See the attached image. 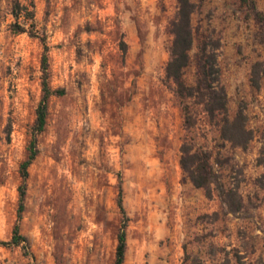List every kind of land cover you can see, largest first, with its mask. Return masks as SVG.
<instances>
[{
	"label": "rangeland",
	"instance_id": "374dc122",
	"mask_svg": "<svg viewBox=\"0 0 264 264\" xmlns=\"http://www.w3.org/2000/svg\"><path fill=\"white\" fill-rule=\"evenodd\" d=\"M195 42L184 80L195 85L203 41L217 57L230 116L242 108L253 139H221L201 105L189 127L166 78L178 0H0V241L17 224L21 165L41 101L43 45L12 31L13 4L34 5L50 47L49 101L30 167L22 246L0 245V264H114L122 214L124 264H264V21L237 0H191ZM264 17V0H255ZM260 75V87L253 74ZM225 163L244 207L231 213L181 169V146Z\"/></svg>",
	"mask_w": 264,
	"mask_h": 264
},
{
	"label": "trees",
	"instance_id": "16d2710c",
	"mask_svg": "<svg viewBox=\"0 0 264 264\" xmlns=\"http://www.w3.org/2000/svg\"><path fill=\"white\" fill-rule=\"evenodd\" d=\"M243 12H250L259 21H264L262 13L256 8L255 0H237ZM196 11V5L191 0H178V10L175 18L169 25L172 35L170 46V59L166 66V78L175 86L176 96L185 113L186 123L189 127L195 125L192 107L201 105L208 116L209 121L220 131L221 139L230 143L233 148L246 149L253 139V133L247 127V116L240 108L235 116L231 117L228 106V96L224 87L219 85L220 69L216 54L209 50V43L203 41L199 47L198 71L199 76L195 85H188L184 80L185 71L190 65V51L195 42L192 17ZM11 14L14 22L12 31L17 34L27 33L31 37L40 39L43 45L41 59L42 67V91L43 95L36 110V120L33 127V136L29 144L28 158L21 165L22 183L19 187V207L17 212V224L14 227L9 241H0L4 247L22 246L28 249V239L21 233L20 221L25 211V200L28 191V179L30 167L39 154L38 137L44 132L48 119L49 101L53 96H62L65 90L52 89L49 85V56L50 47L45 35L36 30L34 5H22L15 2ZM253 85L260 87V75L253 74ZM180 166L187 178L196 188L204 189L211 198L214 192L218 193L222 202L228 207L229 212H240L244 202L238 189L228 187L220 170L225 166L224 161L215 156L212 151L196 149L192 143L184 142L181 146ZM119 210L122 214L121 228L118 233V243L114 264H124L127 251V227L129 217L124 206L123 189L119 184L117 199ZM189 255L183 264L188 262Z\"/></svg>",
	"mask_w": 264,
	"mask_h": 264
}]
</instances>
